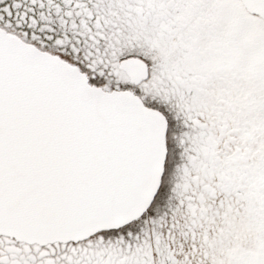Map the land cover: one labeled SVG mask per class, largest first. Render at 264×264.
Returning a JSON list of instances; mask_svg holds the SVG:
<instances>
[{"label":"snow or ice","instance_id":"snow-or-ice-1","mask_svg":"<svg viewBox=\"0 0 264 264\" xmlns=\"http://www.w3.org/2000/svg\"><path fill=\"white\" fill-rule=\"evenodd\" d=\"M0 264H264V0H0Z\"/></svg>","mask_w":264,"mask_h":264}]
</instances>
